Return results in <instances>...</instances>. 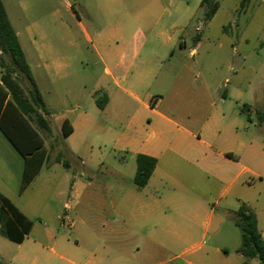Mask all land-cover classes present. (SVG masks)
Returning <instances> with one entry per match:
<instances>
[{
    "label": "crops",
    "instance_id": "0c3cea01",
    "mask_svg": "<svg viewBox=\"0 0 264 264\" xmlns=\"http://www.w3.org/2000/svg\"><path fill=\"white\" fill-rule=\"evenodd\" d=\"M164 1L134 0L136 16L116 20L105 29L90 32L82 24L104 64V74L115 85L101 108L112 122L122 123L114 124L112 155L128 152L135 170L126 174L130 162L124 158L115 181L56 177L53 167L67 166L49 156L21 190L24 158L0 129V192L33 221L24 240L16 242L2 233L5 216L0 217L4 264H169L175 260V264H206L210 258L220 261L223 255L238 260L226 259L223 264H243L238 252L242 236L231 218L243 201L256 211L264 237V203L246 198L250 183L246 175L262 179L250 165L259 149L257 140L249 137L252 119L247 115L246 89L237 81L219 95L222 84L216 83L214 74L212 81L199 84L188 75L184 83L178 82V69L190 72L198 64L183 60L190 20L143 16L154 6L165 9ZM201 1L196 0L193 9L204 8ZM117 2L123 1L105 0L108 8ZM178 4L191 7L188 0ZM205 28V24L196 27L198 41L190 55L198 53ZM103 41L117 45L103 46ZM148 41L151 47L145 49ZM33 44L37 45L35 37ZM38 49L39 64H53L59 70L69 65L63 60L66 55L48 60ZM166 95L170 100L164 103ZM74 110L75 116L63 118V122L70 120L73 131L62 137L68 153L77 155L74 136L79 128L82 133L109 136L112 126L91 116L81 102ZM138 153L157 158L142 188L134 183ZM99 165L116 164L109 155L100 158ZM216 186L218 199L211 193Z\"/></svg>",
    "mask_w": 264,
    "mask_h": 264
},
{
    "label": "rangeland",
    "instance_id": "374dc122",
    "mask_svg": "<svg viewBox=\"0 0 264 264\" xmlns=\"http://www.w3.org/2000/svg\"><path fill=\"white\" fill-rule=\"evenodd\" d=\"M122 1L121 4L117 2L112 8H108L105 0H3L31 65L35 83L50 112L48 117L53 130L43 133L49 159L54 160L58 152L63 151L70 166H54L56 177L115 181L119 178L118 166L124 158L130 162L126 164V174L135 170V161H130L128 152L118 151L115 157L112 155L115 148L114 124L122 123H114L108 118L98 107L94 93L98 92L103 97L113 92L115 85L104 74V64L82 26L84 24L88 31L93 32L108 28L116 20L136 16L138 7L134 5V0ZM178 1L165 0V9L154 6L144 11L143 16L159 18L161 21L190 20L186 36L188 46L183 60L192 65L197 60L198 64L190 72L178 69V82L184 83L185 75H188L191 76L190 81L199 84L204 79L212 81L211 75L214 74L216 83L222 84L218 90L219 95L225 91L226 86L231 88L237 81L243 84L246 89L245 100L250 107L247 115L252 119L248 123L249 137L257 140L259 149V155L250 165L262 176L260 179L252 173L246 175L250 182L247 184L246 198L256 203H264V0H252L243 11L239 10L241 0H218L219 8L210 20L205 18V7L193 9L196 0H188L191 3L190 8L186 4L181 7ZM204 24L206 32L198 53L195 56L190 55L191 48L198 41L196 27ZM34 37L39 46L33 44ZM102 45L113 47L117 43L103 41ZM38 47L43 50L45 59L48 60L50 56L57 58L66 55L67 58L62 59L69 65L59 70L53 64H39ZM150 47L151 42L148 41L145 49ZM19 80L27 91L30 84L28 78ZM169 100L170 96L166 95L164 103ZM77 102H81L91 116L112 127L109 129V136L96 132L82 133L84 130L79 128L74 136L79 152L73 155L68 153L63 144L62 122L65 115L75 116ZM9 145H12L11 142ZM109 155L115 162V167H100L99 159ZM44 171L47 173L49 170L45 167ZM93 188L96 189L97 186ZM211 193L218 199L220 187L216 186ZM235 227L241 238L240 229ZM168 256H171V252ZM226 259L231 263L238 261L234 256L227 258L223 255L220 261L210 258L205 262L223 264ZM176 262L175 260L169 264ZM249 264L261 263L258 258H252Z\"/></svg>",
    "mask_w": 264,
    "mask_h": 264
},
{
    "label": "trees",
    "instance_id": "16d2710c",
    "mask_svg": "<svg viewBox=\"0 0 264 264\" xmlns=\"http://www.w3.org/2000/svg\"><path fill=\"white\" fill-rule=\"evenodd\" d=\"M251 1L241 0L239 10H246ZM201 5L205 7L206 20H210L219 8V1L202 0ZM24 77L30 83L27 91L19 80ZM94 95L98 106L103 108L108 95L102 97L98 92ZM49 113L33 78L19 35L10 21L3 0H0V129L24 158L21 190L29 186L50 156L43 134L53 130ZM72 131L73 126L66 118L62 125L63 136H68ZM63 144L66 146L64 141ZM66 149L69 150L67 146ZM55 160L69 166L63 151L58 152ZM136 164L134 183L142 188L148 184L156 168L157 158L138 153ZM0 199V217L5 216L2 233L13 241L22 242L33 221L1 192ZM231 218L241 230L242 243L238 252L244 257L243 264H249L252 258H258L264 264V237L254 208L243 201ZM0 264L4 263L0 261Z\"/></svg>",
    "mask_w": 264,
    "mask_h": 264
}]
</instances>
